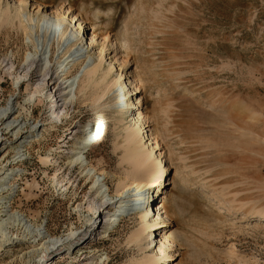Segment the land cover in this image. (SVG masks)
Wrapping results in <instances>:
<instances>
[{
	"label": "rangeland",
	"instance_id": "374dc122",
	"mask_svg": "<svg viewBox=\"0 0 264 264\" xmlns=\"http://www.w3.org/2000/svg\"><path fill=\"white\" fill-rule=\"evenodd\" d=\"M42 1L49 6L48 11L69 10L81 16L88 29L94 28L100 37L115 42L118 57L127 61L124 74L136 80L141 90L139 96L145 99L147 124L166 151L168 181H178L179 186L181 182L183 189H179L185 191H179L177 184L172 183L164 195L171 218L167 230L175 235L171 264H264V223L255 222L250 214L252 209L264 208V0ZM126 25L130 30L123 38ZM43 35L47 37L44 46ZM32 36L34 42L18 25L0 23V64L14 62L15 70L23 74L35 45L40 55L46 53L41 58L47 61L48 47L57 46L59 32L47 35L43 27ZM65 47L56 48L48 77L55 72L57 57ZM99 49L100 46L96 47V51ZM38 60L29 71L34 82L41 79L39 70L44 63ZM118 73L115 70L112 78ZM1 76L0 111L13 99L18 106L12 118L36 121L38 128L31 138L34 141L24 147L26 160L19 162L18 167L12 164L20 169L14 172L12 180L18 185L12 209L24 213L35 225L45 223L52 238L81 237L88 230L84 216L93 197L92 183H88L77 165L69 169L66 152L53 156V164L45 166L40 157L59 145L66 144L61 149L70 150L79 138L75 136L86 126L92 125L93 134V124L99 126L107 118L110 125L105 135L85 153L97 170L110 174L106 184L114 196L117 181L127 176L121 163L122 150L118 148L122 142L116 133L119 115L115 107L117 103L123 107V99L120 96L114 100L117 93H111L110 112L104 113L92 104L77 101L68 109L67 123L49 134L42 126L48 120L47 111L64 102L53 103L51 87H47L46 99L40 98L36 107L27 106V111H23L20 105L26 83L15 85L8 76ZM54 78L52 82L58 87L61 80ZM104 114L105 118L101 117ZM71 125L76 126V133L70 135L66 129ZM7 133L3 138H11ZM8 151L0 152V158ZM14 151L8 152L5 163L13 158L17 152ZM57 168L73 184L65 192L59 191L51 180ZM46 171L48 177L44 176ZM203 196L228 205V209L224 206L227 210L217 216L219 219H213L215 213L205 207ZM160 201L152 203L154 209ZM132 207L131 210L124 206L121 215L115 205L108 207L104 215L108 212L115 217V223L121 218L113 231L104 235L103 221L96 234L87 235L90 239L77 245L73 237L51 256L48 264H89L93 259L94 264H129L140 254L130 241L138 224L133 210L136 206ZM207 211L213 216H208ZM99 225L100 220L97 228ZM33 249L37 251L28 253ZM44 255L48 258L41 245L33 247L27 240L0 250V264H42L46 260Z\"/></svg>",
	"mask_w": 264,
	"mask_h": 264
},
{
	"label": "bare ground",
	"instance_id": "6f19581e",
	"mask_svg": "<svg viewBox=\"0 0 264 264\" xmlns=\"http://www.w3.org/2000/svg\"><path fill=\"white\" fill-rule=\"evenodd\" d=\"M48 8L49 6L42 0H0V23L3 22L13 27L18 25L19 28L23 29V31L28 34L31 42H34L32 35L40 32V29L43 27L47 35L52 31L59 32L57 46L54 48L53 45L50 44L48 47L49 56L47 61L45 58H41V56L46 53L40 55L35 45L34 54H32L28 62H25L23 74L15 70L14 62H9L4 66L0 64V78H2L1 73H3V75L8 76L15 85L26 83L23 104L20 105L21 110L27 111V106L36 107V105L40 103V98L43 97L46 99L45 88L51 87L50 92L56 93L58 95V100L64 102L63 104L50 106L47 111L48 120L46 123H43L42 126H46L45 130L51 134L56 131L58 125L67 123L68 119H70L68 109L74 106L77 101H80V103L86 102L92 104V106L96 108L95 110L101 109L104 113L110 112L111 93H113L112 95L117 93L113 98L114 100L118 99L120 96L123 99V107L120 106V103H117L118 101L116 102V115H119V121L118 124H116L118 126L116 133H118L122 142L121 144L118 143L120 144L118 148L122 150L121 163L124 164L126 168L124 170H126L127 176H125V178L120 177L117 181V188L114 196L110 195L109 188L106 184V179L110 178V174L104 170H97L91 164L85 153L87 148L96 145L99 139L105 135L106 128L110 125V122L106 121L107 118L105 120L103 119L105 127L102 135H99L102 128L91 130L93 134L90 135L94 140L92 143L86 142V139L83 137L90 131L92 125H89V127H85L81 137L76 140L70 150H62L61 148L67 145L58 144L59 146H55L50 150V154L45 157H40L41 163L45 166L53 164L52 162L56 160L53 156L56 157L60 153L66 152V155H68L67 163L69 169H73L72 167L77 165L80 170H82L84 177L87 178L88 183H92L90 189L93 193V197L89 199L86 206L87 215L84 216L88 230L84 234H81V237L72 235V238L74 237L76 239L77 245L83 241L86 242L90 239H87V235L89 234L88 237H91L96 234L103 221L106 224L103 234L106 235L109 231H113L115 229L113 226L119 224L121 220L120 218V220L115 223V217H110L108 212L104 215V213H106L104 211L108 209V207L115 205V207L118 208L117 210H119L117 214L121 215L124 211V206H128L131 210L133 208L132 206H136L133 210H135L134 215L138 220V224L130 241L136 246L140 254L133 257L129 264H171L174 259V254L171 251L175 235L167 230L171 225V218L165 207V200L167 197L164 195L167 194L165 193L167 186H170L176 181H168V167L165 159L166 151L158 135L147 124L148 117L146 112L143 111L145 99L139 96L141 90H139V86L136 84V80L133 76L124 74V70L127 68L128 64L124 57H118L119 54L117 53L115 42H109L106 36L105 38L100 37L94 28V30L92 28L88 29L84 21H82L81 16L73 15L69 10L52 12L48 11ZM111 24L112 22L110 21V25ZM129 30V26H124L123 38L128 35ZM44 37L43 35V46L44 43L46 44L47 42V37ZM124 41H126V39ZM64 45L66 47L57 57L59 61L56 63L57 67L55 72L48 77L51 70V58L55 56L56 48L60 47L61 49ZM99 46V51H96V47ZM43 50L44 47L41 52ZM45 50L47 49L45 48ZM111 53L114 55L110 56ZM74 54L76 56H73ZM72 57L80 58L77 60L72 59L69 62L68 60ZM28 59L29 57H26V60ZM37 59H39L38 62L44 61V63L40 65L41 69L39 70L41 79L34 82L29 71ZM67 62L69 63L68 65H70L69 70H65L68 65L64 68ZM115 70L119 71L115 76L117 79L115 77V79L112 78ZM53 76H55L54 79L61 80L58 87L54 86L52 82ZM71 80L72 82H70ZM122 92L123 94H121ZM134 96L135 99L133 98ZM137 98L138 102H135ZM58 100L56 101L58 102ZM17 106L15 100L11 99L7 107L0 111V152L6 149L9 151H17L13 159L17 155L18 158L25 157L26 154L21 155V153L25 151L24 147L28 146V143L34 141L31 140V138L36 136V131L38 129L36 121L35 123H30L27 122L29 120H20L21 118L19 119V117L12 118V115L16 113ZM105 115L106 114L101 117L105 118ZM31 117L32 116L28 113L27 118L30 119ZM63 129L66 128L63 127ZM68 130L70 131V135L76 133V126L71 125L70 128L68 127L66 129V131ZM5 131L8 132V135H11V138H3ZM41 137L43 139L46 138L43 135H41ZM5 156L0 158V250L5 247L25 243L29 240L30 243L33 244V247L41 245V248L45 249L48 258L44 255L43 257L46 258V260L41 263L48 264L51 256L59 250H62L65 245H68L72 238L71 236L66 238H52L46 230L45 223L35 225L24 213L12 209V199L16 195V189L18 188L17 182H12V180L15 179L14 172L20 169L17 168L19 164L16 165L17 167L12 166V157L5 163ZM60 170V168L55 169L51 176V180L54 186L59 188V191L62 189L65 192L72 187L73 184L70 179L67 180L66 176L59 172ZM44 176L48 177L47 171L44 172ZM177 183H175L174 186ZM178 184L176 185L178 186L177 188H182L181 182L180 186ZM27 185L29 186V184ZM174 188L176 189V187ZM179 191L182 190L179 189ZM179 191L176 192L179 193ZM182 192L185 191L183 190ZM180 194H177V197L181 196ZM173 196L176 195L173 194ZM177 197L176 200L178 199ZM158 199H161V201L156 205L157 209H154L152 203L156 202ZM203 199L205 207L215 213L213 219H219L220 213L228 209V205L225 206L207 196H203ZM232 203L234 202L232 201ZM114 211L116 212V210ZM251 212L250 214L255 222L264 223V208L252 209ZM208 214V216L212 215L210 212ZM98 220H100V225L97 228ZM18 232L21 233L22 237H19ZM156 234L158 235L156 236ZM99 236L101 235L99 234ZM71 245L70 247H72ZM35 251L37 250L33 249L28 253H33ZM92 256L93 255L88 257L90 258ZM93 260L89 264H94ZM100 261H102V259Z\"/></svg>",
	"mask_w": 264,
	"mask_h": 264
},
{
	"label": "built area",
	"instance_id": "2783aa9c",
	"mask_svg": "<svg viewBox=\"0 0 264 264\" xmlns=\"http://www.w3.org/2000/svg\"><path fill=\"white\" fill-rule=\"evenodd\" d=\"M50 94H52V100L55 102L56 100H58V95L56 94V93H50ZM55 96H57V97H55ZM94 129H101L102 128V130L99 132L100 134L99 135H102V133H103V131H104V127H105V124L102 122V124H99V126L97 125V124H94ZM82 135V132L80 133V134H78L77 136H75V137H80ZM84 139H86V142H90V143H92L94 140L92 139V136H90V131L88 132V133H86L84 136ZM63 141V140H62ZM61 141V142H62ZM63 143V142H62ZM68 143V142H67ZM22 154H25L24 152H22L21 153V155ZM26 160V158L24 157V158H18V155L17 156H15L14 157V159L12 158V164H18L19 162H22V161H25Z\"/></svg>",
	"mask_w": 264,
	"mask_h": 264
}]
</instances>
